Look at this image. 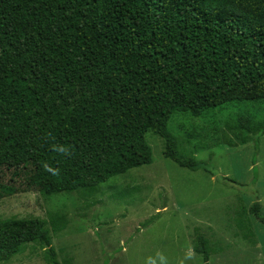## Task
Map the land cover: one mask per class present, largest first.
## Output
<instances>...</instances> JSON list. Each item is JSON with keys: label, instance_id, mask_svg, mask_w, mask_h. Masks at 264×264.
<instances>
[{"label": "trees", "instance_id": "1", "mask_svg": "<svg viewBox=\"0 0 264 264\" xmlns=\"http://www.w3.org/2000/svg\"><path fill=\"white\" fill-rule=\"evenodd\" d=\"M258 100L264 0H0V125L24 141L23 190L96 193L151 163L147 132L163 139L165 158L204 168L180 152L171 116ZM236 127L264 133V120L245 115ZM15 189L0 184V197ZM248 212L264 223L258 202ZM44 222L1 220L0 264L29 246L58 264ZM47 222L53 232L67 219L54 212Z\"/></svg>", "mask_w": 264, "mask_h": 264}, {"label": "rangeland", "instance_id": "2", "mask_svg": "<svg viewBox=\"0 0 264 264\" xmlns=\"http://www.w3.org/2000/svg\"><path fill=\"white\" fill-rule=\"evenodd\" d=\"M245 115L264 120V100L171 116L167 128L180 152L204 168L192 171L165 158L163 139L147 132L150 164L112 177L96 193L50 196L22 189L30 169L24 141L17 129L0 125V184L16 188L0 197V221L47 222L49 213L64 214L67 222L57 231L44 222L58 264H204L199 236L207 264H264V223L247 211L258 202L264 215V133L238 129ZM6 264L45 261L29 246Z\"/></svg>", "mask_w": 264, "mask_h": 264}, {"label": "crops", "instance_id": "3", "mask_svg": "<svg viewBox=\"0 0 264 264\" xmlns=\"http://www.w3.org/2000/svg\"><path fill=\"white\" fill-rule=\"evenodd\" d=\"M241 208H242V211H243V213H242V215L244 216V215H246V210H245V207L244 206H241ZM241 211V212H242ZM248 211V210H247ZM32 217V216H31ZM23 218H29V217H23ZM244 224H246V222L244 221ZM243 224V225H244ZM207 253H209V251L207 250Z\"/></svg>", "mask_w": 264, "mask_h": 264}]
</instances>
